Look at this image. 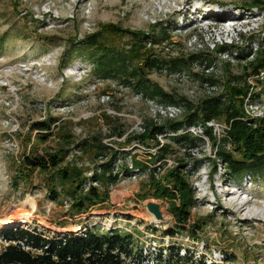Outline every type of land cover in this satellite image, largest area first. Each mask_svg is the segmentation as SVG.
Masks as SVG:
<instances>
[{
	"label": "rangeland",
	"instance_id": "1",
	"mask_svg": "<svg viewBox=\"0 0 264 264\" xmlns=\"http://www.w3.org/2000/svg\"><path fill=\"white\" fill-rule=\"evenodd\" d=\"M244 1L0 0V218L13 214L20 216L23 214L22 205L29 201V217L22 222L23 226H38L57 234L75 232L88 225L107 227L113 219L117 228L139 230L143 249L154 243L159 247L162 238L167 236L165 232L174 226V218L168 212L165 200L150 195L145 197L149 188L144 189L143 183L147 182L148 173L137 178L123 177L111 188L108 203L75 217L65 214L66 204L61 206L49 198L41 177H35L32 184L20 183L14 187L16 167L33 141L41 150L54 147L52 140L38 144L34 140L36 132H31L29 125L56 115L72 122L75 135L81 138L99 130L100 126L108 133L112 125L111 122L107 124L105 115L113 120L115 117L120 119L119 123L128 132H142L138 123L151 117L146 102L135 98L131 91L115 82L89 83L92 77L80 73L67 79L61 71L59 60L63 45L67 46L69 41L78 39V35L86 31V21L93 31L108 23L154 33L163 27L171 38L156 48L158 55L162 56L211 51L216 67L209 70L219 79L215 88L184 73L152 72L150 78L164 90L181 93L193 102L214 92L220 93L222 82L227 80L225 61L233 63L229 71L236 74L242 70L239 63L242 60H234L237 48L231 59L223 52L219 54L217 46L226 43L234 48L238 45L239 53L247 54L250 48L256 47L255 38L263 37L264 17L255 16L256 23L249 19L230 20L234 18L229 15L234 9L240 10L238 7ZM44 3L47 5L41 7ZM36 7L41 9L39 13ZM46 9L51 10L47 13L49 20L46 21V17L40 20L41 15H46ZM228 20L234 23L233 26ZM52 49H58L59 53L53 65L31 67L29 62L32 59L41 58ZM74 60L79 61L78 58L70 59L69 65ZM24 63H27L26 67ZM251 83L253 91L261 90L255 76L251 77ZM261 100L263 105L255 109L252 106V109L259 118H264V94ZM220 124L224 125L223 122ZM123 138L113 139L122 141ZM106 141L110 142V139ZM131 148L127 146L125 149ZM136 151L145 152L140 146L133 150ZM193 153L198 161L189 169L192 170V184L196 187L197 204L192 210L191 223L196 218H204L207 224L203 232H198L200 238L193 244L186 241H192L188 234H180L174 242L198 250L196 245L203 241L207 248H217L221 257L226 255L229 258L220 257L221 264H264V175L257 178L243 175L232 179L225 176L221 167L213 172L209 159L214 156L208 140L193 149ZM172 163L169 161L168 165ZM148 201L161 205V221L147 209ZM145 264L153 262L150 259Z\"/></svg>",
	"mask_w": 264,
	"mask_h": 264
},
{
	"label": "trees",
	"instance_id": "2",
	"mask_svg": "<svg viewBox=\"0 0 264 264\" xmlns=\"http://www.w3.org/2000/svg\"><path fill=\"white\" fill-rule=\"evenodd\" d=\"M252 7L264 9V1L246 0L229 17H241ZM198 14L203 17L202 12ZM170 38L163 27L154 33L108 23L85 33L80 40L73 38L67 46L63 45L59 60L62 72L79 62L88 68L86 76L92 77L89 83L115 82L139 95L144 102L149 99L159 105H178L184 112L176 119L166 118L161 122L148 117L142 122V132H128L119 123L120 119L105 115L107 124L112 125L108 133L100 126L81 138L75 135L73 123L59 116L33 121L29 130L36 132L34 140L38 144L52 140L54 147L41 150L33 141L16 167L14 187L20 183L32 184L35 177H41L49 198L61 206L66 204L65 214L75 217L108 203L111 188L123 177L148 173L147 182L143 183L144 189L149 188L145 197L165 200L174 218V226L165 233L170 237L188 234L192 240H198V232H203L207 222L196 218L191 223L192 210L197 204L189 169L198 161L193 149L210 141L214 158L209 160L215 173L221 167L225 176L232 179L264 175V118L247 119L244 109L246 98L263 101L264 79L259 74L264 72V36L255 38L258 49L250 48L247 54L239 53L238 45L234 48L226 43L218 45L219 54L234 55L233 50L238 49L234 60H242L239 62L242 70L233 74L229 71L233 63L225 61L227 80L222 82L221 92L197 102L181 93L164 90L150 78L152 72L184 73L202 84L219 85L216 74L209 70L216 67L211 51L158 55L156 48ZM73 58L79 61L69 65ZM252 76L261 84L259 92L253 91ZM210 121L223 122L225 127L220 135L207 125ZM198 126L203 129L202 135L189 131ZM114 137L124 138L117 141ZM127 146H132L131 150L125 149ZM138 146L145 152H133ZM169 161L173 162L171 166ZM0 235L3 238L0 264H142L146 259L140 241L142 234L136 228L126 231L88 225L75 232L53 234L45 228L20 224L1 227ZM180 244L171 240L165 254L163 248H157L158 252L152 255L153 264H205L195 257L196 250L186 248L185 254H181Z\"/></svg>",
	"mask_w": 264,
	"mask_h": 264
},
{
	"label": "built area",
	"instance_id": "3",
	"mask_svg": "<svg viewBox=\"0 0 264 264\" xmlns=\"http://www.w3.org/2000/svg\"><path fill=\"white\" fill-rule=\"evenodd\" d=\"M47 4L44 3L42 4L41 7H45ZM261 10V12H260ZM36 11L39 13V11H41V9L37 8L36 7ZM51 10L47 9L45 10V16H42L40 17V20L41 18L43 17H46V21H48L49 19L47 18V13L50 12ZM36 12V13H37ZM42 14V13H41ZM255 16H258V17H264V9H260L258 7H252L248 12H246L245 14H243L241 17H239L238 15H235V17H233L234 19H230L232 21L234 20H239V19H249L250 22L251 20L255 21L254 23L258 22L257 19L255 18ZM73 17V16H72ZM232 21H227L228 23H230V25L233 26V22ZM87 23H85V29L86 31L82 34V35H78V39L77 40H80L82 38V36L85 34V33H90V32H93V28L92 26L90 25V23L88 21H86ZM249 23V22H247ZM252 23V22H251ZM249 25H247L248 27ZM257 27V26H256ZM264 36V32L262 34ZM264 48V46L262 47ZM254 50L258 49V45H256V47L253 48ZM226 54L227 57H231V59H233V56L232 54H229V52H224ZM58 56H59V53H58V49H52L51 51L47 52L46 54H44L41 58H37V59H32L29 64H31V67H36L37 64L39 65H43V66H50V65H53L56 60L58 59ZM25 67L27 65V63H24ZM87 71H88V68L86 66H82L81 64L79 63H76L72 66H68L67 69H65L63 72L64 74L66 75L67 79L70 78V77H73L80 73L81 75L82 74H87ZM264 72H260L259 74V78H263L264 79ZM256 77V76H255ZM94 84H99V83H102V82H92ZM94 86V85H93ZM213 88H215V86H212ZM212 88V89H213ZM135 98H138V99H141V97L139 95H135ZM146 103L148 105V108H149V112H151V117L154 119L155 122H161L162 119H176V117H180L182 114H183V109L182 107L176 105H159L157 103H155L154 101L152 100H149V99H146ZM263 102L262 101H257V100H250V98H246L245 100V105H244V109L246 110V114H247V119H257L259 118V115H256V111L253 110L257 107H259V105H263L262 104ZM66 106H69V105H66ZM252 106H253V109H252ZM260 117H262L260 115ZM9 121V120H8ZM207 125L209 126H213L214 128V131L216 132L217 135H220L222 129L225 127V125H221L220 123H217V122H214V121H210V122H207ZM142 126V123L139 122L138 123V127L141 131H143V127ZM190 132H193L197 135H202L203 134V129L201 127H192L190 130ZM132 177H135L137 178L136 176H132ZM115 220H110L107 227L106 228H115ZM80 229V228H79ZM177 235L174 236V237H170V236H164L162 238V243L159 247H157L154 244H150L147 248L144 249V254L146 256V259H144L142 261V264H145V262L147 263L148 260L151 259L152 262H154L153 260V254L158 252V249L159 248H163V253L165 254L167 252V249L165 247H167L168 245H170V242L171 240H176L177 239ZM189 238V237H188ZM165 240V241H164ZM2 241H3V238L1 237L0 235V246L2 244ZM187 242H191V244H193L194 240L192 241H189L188 239H186ZM196 243H198V241H196ZM199 244V243H198ZM181 245V254H185V251H186V248L188 249H191L192 247L191 246H187L184 245L183 243L180 244ZM196 245V244H195ZM196 247L198 248V250H196V256L197 258H200L203 260V262L205 264H221L220 263V250L217 249V248H207L204 244L203 241L200 242L199 245H196ZM158 248V249H157ZM151 254V255H150ZM151 256V257H149ZM223 257V255H222ZM221 257V258H222ZM144 262V263H143ZM226 263V262H225Z\"/></svg>",
	"mask_w": 264,
	"mask_h": 264
},
{
	"label": "bare ground",
	"instance_id": "4",
	"mask_svg": "<svg viewBox=\"0 0 264 264\" xmlns=\"http://www.w3.org/2000/svg\"><path fill=\"white\" fill-rule=\"evenodd\" d=\"M29 202V201H28ZM28 202L24 205H22V211L20 216L13 214L11 216H6L3 218H0V226L1 227H8V226H15L22 224L23 221L26 220V218L29 217V207ZM30 203V202H29ZM25 213V214H24Z\"/></svg>",
	"mask_w": 264,
	"mask_h": 264
},
{
	"label": "water",
	"instance_id": "5",
	"mask_svg": "<svg viewBox=\"0 0 264 264\" xmlns=\"http://www.w3.org/2000/svg\"><path fill=\"white\" fill-rule=\"evenodd\" d=\"M146 204H147L146 205L147 209H149L153 217L157 219L158 221H161L163 219V215L161 212V205L159 203H155L152 201H148V203Z\"/></svg>",
	"mask_w": 264,
	"mask_h": 264
}]
</instances>
